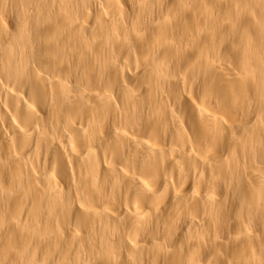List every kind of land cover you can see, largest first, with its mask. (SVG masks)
<instances>
[{
	"label": "bare ground",
	"instance_id": "6f19581e",
	"mask_svg": "<svg viewBox=\"0 0 264 264\" xmlns=\"http://www.w3.org/2000/svg\"><path fill=\"white\" fill-rule=\"evenodd\" d=\"M0 264H264V0H0Z\"/></svg>",
	"mask_w": 264,
	"mask_h": 264
}]
</instances>
